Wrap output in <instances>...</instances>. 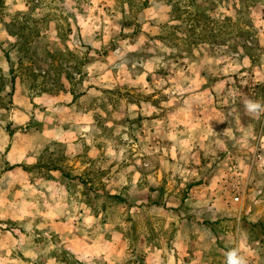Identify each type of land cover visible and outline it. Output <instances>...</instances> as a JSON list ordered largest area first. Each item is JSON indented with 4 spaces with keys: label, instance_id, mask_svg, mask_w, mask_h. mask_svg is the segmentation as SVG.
I'll return each mask as SVG.
<instances>
[{
    "label": "rangeland",
    "instance_id": "374dc122",
    "mask_svg": "<svg viewBox=\"0 0 264 264\" xmlns=\"http://www.w3.org/2000/svg\"><path fill=\"white\" fill-rule=\"evenodd\" d=\"M245 99L264 0H0V264H264Z\"/></svg>",
    "mask_w": 264,
    "mask_h": 264
},
{
    "label": "clouds",
    "instance_id": "9594fccd",
    "mask_svg": "<svg viewBox=\"0 0 264 264\" xmlns=\"http://www.w3.org/2000/svg\"><path fill=\"white\" fill-rule=\"evenodd\" d=\"M244 108L250 113L259 116L264 113V104L259 100L245 99ZM229 245L224 251V264H249V258L253 256L254 249L247 242V236L241 232L229 237Z\"/></svg>",
    "mask_w": 264,
    "mask_h": 264
},
{
    "label": "built area",
    "instance_id": "2783aa9c",
    "mask_svg": "<svg viewBox=\"0 0 264 264\" xmlns=\"http://www.w3.org/2000/svg\"><path fill=\"white\" fill-rule=\"evenodd\" d=\"M233 200H234V201H238V197H237V196L234 197Z\"/></svg>",
    "mask_w": 264,
    "mask_h": 264
}]
</instances>
